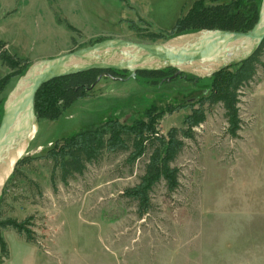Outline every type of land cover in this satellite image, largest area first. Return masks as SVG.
Masks as SVG:
<instances>
[{"label": "rangeland", "instance_id": "374dc122", "mask_svg": "<svg viewBox=\"0 0 264 264\" xmlns=\"http://www.w3.org/2000/svg\"><path fill=\"white\" fill-rule=\"evenodd\" d=\"M193 1L0 0V48L32 63L107 38L163 42L149 32L168 34ZM231 1L239 3H204ZM260 60L241 89L238 136L227 133L222 105L205 103V121L172 162L178 187L169 192L159 181L143 216L122 192L139 181L149 152L129 165L128 150L102 151L66 186L56 177V191L46 155L56 142L108 119L131 124L156 110L163 111L156 122L161 134L182 128L208 93L205 79L193 84L177 76L150 85L103 76L57 119H37L13 159L19 162L11 159L3 170L0 204L4 217L33 216L35 241L3 229L0 264H264V51ZM19 77L0 62V119Z\"/></svg>", "mask_w": 264, "mask_h": 264}, {"label": "trees", "instance_id": "16d2710c", "mask_svg": "<svg viewBox=\"0 0 264 264\" xmlns=\"http://www.w3.org/2000/svg\"><path fill=\"white\" fill-rule=\"evenodd\" d=\"M238 1V0H237ZM260 0H239V3H204V0H195L185 14L178 17L168 34L163 32H149L151 38L168 40L175 36L194 33L200 30L222 29L233 31L249 30L258 17ZM58 23L61 20L57 19ZM74 30V28L65 24ZM264 51V40L250 56L239 62H233L225 69L214 73L210 77L198 78L192 74L182 73V76L193 84L205 79L208 84V93L201 103L183 118L184 127H171L166 134L156 129V122L163 111L148 114L147 119H136L131 124L119 122L117 119H108L101 124L84 128L75 134L56 142L46 157L53 163L50 171V182L56 191V177L64 186L68 179L75 174H83L86 164L96 162L102 151L118 152L128 150L126 163L132 165L149 152L144 172L139 181L133 186L126 187L122 195L137 202V213L143 216L151 207L150 192L161 180L164 181L169 192L174 191L178 185L179 169L172 165L179 151L184 145V138H194V128L206 119L203 105L221 104L227 122L226 131L231 137H237L241 129L242 120L239 115V102L241 89L252 80L257 65L261 64V54ZM19 61L20 64L17 62ZM0 62L10 71L22 76L30 62L26 59L13 60L5 48H0ZM175 68L144 69L136 72V80L142 78L150 85L156 84L175 72ZM127 70L116 69H89L79 73L56 77L44 83L37 91L34 109L37 119L55 120L63 110L68 108L77 99L88 95L92 87L98 82L100 75L110 78L126 77ZM4 78L0 79L3 82ZM165 82L167 80H164ZM163 81V82H164ZM207 92V90H205ZM173 110L171 109V112ZM19 162L16 161L15 165ZM58 173V174H56ZM4 191L0 195V204ZM28 216L22 220L2 216L0 211V251L6 253V243L1 231L7 227L13 228L28 242L35 241V232L32 230L31 220Z\"/></svg>", "mask_w": 264, "mask_h": 264}, {"label": "water", "instance_id": "95a60500", "mask_svg": "<svg viewBox=\"0 0 264 264\" xmlns=\"http://www.w3.org/2000/svg\"><path fill=\"white\" fill-rule=\"evenodd\" d=\"M263 40L264 0H261L257 20L246 31L204 29L157 43L107 38L32 62L18 78L3 104L0 119V195L6 164L19 154L30 139L37 120L35 95L44 83L89 69L130 72L126 77L113 78L119 81L135 79L138 70L166 67L175 68L176 71L162 79V82L172 80L182 73L205 78L233 62L244 60L257 50ZM100 78L102 75L98 80Z\"/></svg>", "mask_w": 264, "mask_h": 264}, {"label": "bare ground", "instance_id": "6f19581e", "mask_svg": "<svg viewBox=\"0 0 264 264\" xmlns=\"http://www.w3.org/2000/svg\"><path fill=\"white\" fill-rule=\"evenodd\" d=\"M22 151H23V148H21V150L19 151V155L22 153Z\"/></svg>", "mask_w": 264, "mask_h": 264}]
</instances>
